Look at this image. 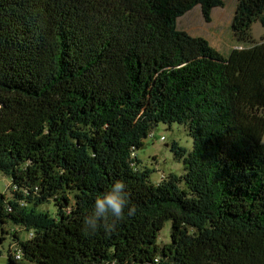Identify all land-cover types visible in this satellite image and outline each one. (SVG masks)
I'll return each instance as SVG.
<instances>
[{"label":"trees","instance_id":"1","mask_svg":"<svg viewBox=\"0 0 264 264\" xmlns=\"http://www.w3.org/2000/svg\"><path fill=\"white\" fill-rule=\"evenodd\" d=\"M223 4L0 0L8 264H264V38L251 36L264 0H236L227 55L177 27ZM159 123L184 125L192 148L174 145L183 172L153 182L135 151ZM116 180L135 216L86 231ZM49 202L55 215L39 210Z\"/></svg>","mask_w":264,"mask_h":264},{"label":"rangeland","instance_id":"2","mask_svg":"<svg viewBox=\"0 0 264 264\" xmlns=\"http://www.w3.org/2000/svg\"><path fill=\"white\" fill-rule=\"evenodd\" d=\"M223 2V6L213 8L209 22L203 19L200 6L197 5L178 18L177 27L192 36L205 38L210 46L227 55L237 43L231 29L236 0H223ZM251 36L255 41L264 38V28L260 22L253 23ZM262 143L264 144V135ZM174 145L186 150L192 148V139L188 135L184 125L178 123H159L152 129L150 136L144 138V145L135 151L138 167L150 170L151 181L158 182L162 175L166 176L170 173L180 175L183 172L181 161L175 158L172 149ZM9 183V178L0 174V193L9 194V190L6 187ZM39 210H48L52 215L56 213V208L51 202L40 206ZM170 226L171 222L167 221L160 230L159 242L161 244L169 241ZM20 236L24 238L25 234L21 233ZM10 243L11 238L7 236L0 244V264H8V246ZM17 263L31 264L25 260H19Z\"/></svg>","mask_w":264,"mask_h":264},{"label":"clouds","instance_id":"3","mask_svg":"<svg viewBox=\"0 0 264 264\" xmlns=\"http://www.w3.org/2000/svg\"><path fill=\"white\" fill-rule=\"evenodd\" d=\"M135 205L131 204L127 185L123 180L114 181L109 190L97 195L94 199L90 215L83 218V226L86 231L94 234L101 227L106 232H112L117 223L127 217H134ZM110 220L111 223H105Z\"/></svg>","mask_w":264,"mask_h":264},{"label":"built area","instance_id":"4","mask_svg":"<svg viewBox=\"0 0 264 264\" xmlns=\"http://www.w3.org/2000/svg\"><path fill=\"white\" fill-rule=\"evenodd\" d=\"M15 257H16L17 259H19V258H20V253H17V254L15 255Z\"/></svg>","mask_w":264,"mask_h":264},{"label":"crops","instance_id":"5","mask_svg":"<svg viewBox=\"0 0 264 264\" xmlns=\"http://www.w3.org/2000/svg\"><path fill=\"white\" fill-rule=\"evenodd\" d=\"M235 46H236V45H235ZM235 46H234V47H235Z\"/></svg>","mask_w":264,"mask_h":264}]
</instances>
